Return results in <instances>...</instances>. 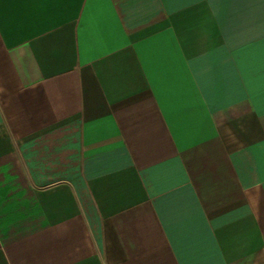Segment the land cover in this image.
<instances>
[{
	"label": "crops",
	"instance_id": "crops-1",
	"mask_svg": "<svg viewBox=\"0 0 264 264\" xmlns=\"http://www.w3.org/2000/svg\"><path fill=\"white\" fill-rule=\"evenodd\" d=\"M0 264H264V0H0Z\"/></svg>",
	"mask_w": 264,
	"mask_h": 264
}]
</instances>
